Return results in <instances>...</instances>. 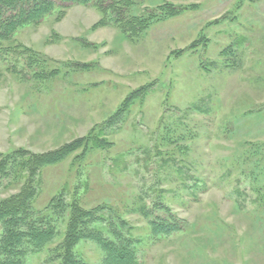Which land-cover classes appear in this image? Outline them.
Here are the masks:
<instances>
[{"label":"rangeland","instance_id":"rangeland-1","mask_svg":"<svg viewBox=\"0 0 264 264\" xmlns=\"http://www.w3.org/2000/svg\"><path fill=\"white\" fill-rule=\"evenodd\" d=\"M133 2L135 16L165 2L195 8L131 41L113 24L96 28L95 7L71 3L2 44L1 54L10 52L0 54V154H42L85 138L148 87L103 128L109 148L41 170L34 218L54 211V198L77 199L86 209L112 207L128 223L140 264H264V0ZM33 53L58 70L39 86L30 72L40 67H25ZM13 181L2 180L0 202L20 192ZM156 202L172 210L179 232L154 235L150 222L164 216ZM63 219L30 264H58ZM77 251L104 264L93 242Z\"/></svg>","mask_w":264,"mask_h":264},{"label":"trees","instance_id":"trees-1","mask_svg":"<svg viewBox=\"0 0 264 264\" xmlns=\"http://www.w3.org/2000/svg\"><path fill=\"white\" fill-rule=\"evenodd\" d=\"M71 3L95 7L103 16L95 25L96 28L113 24L131 41L140 37L154 22L180 16L195 8V6L182 7L165 2L143 16H135L130 14V10L135 6L133 0H0V54L2 44L10 42L19 29L32 24L39 25L59 8H62L60 11L62 15L63 6ZM199 45L200 41L195 42L190 48L195 49ZM228 50L232 51L230 48L226 49L223 52L225 56L229 55ZM6 51L10 52V49L3 50L1 55L3 56ZM24 58L27 70L28 68L34 70L35 66L40 67V70L30 72L37 86L51 80L58 73V70L48 71L45 59L34 53ZM10 66L12 67L11 63ZM86 66L74 64V67L79 69ZM12 73L18 75L21 74V70L18 71L14 66ZM148 89L143 87L130 94L113 118L85 138L42 154H29L21 149L9 155L0 154V187L2 180L5 179H12L13 182L23 185L18 194L0 202L2 229L0 264H30L29 254L42 252L56 239L57 224L66 216L68 219L64 240L57 251L55 250L54 261H58V264H87L77 251V247L82 242L95 243L104 253V264H140L136 241L130 234L128 223L120 218L112 207L100 205L86 209L77 199L65 205L59 197L52 201L55 203L54 211L48 207L46 213L39 214L40 217L35 219L32 202L40 189L43 168L61 164L79 150L86 152L89 147L109 148L111 144L102 138L103 128L108 125L114 126L116 121L121 120L123 115L148 92ZM153 209L164 211V216H157L150 222L154 235H168L181 230V222L169 207L162 202H156ZM107 211L108 217H106ZM65 212L68 214L66 215ZM144 212L147 215V211Z\"/></svg>","mask_w":264,"mask_h":264}]
</instances>
